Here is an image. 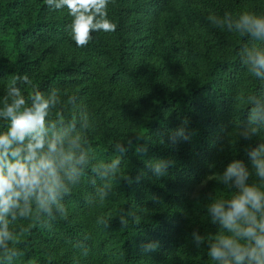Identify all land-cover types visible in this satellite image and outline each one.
I'll use <instances>...</instances> for the list:
<instances>
[{
  "label": "trees",
  "instance_id": "16d2710c",
  "mask_svg": "<svg viewBox=\"0 0 264 264\" xmlns=\"http://www.w3.org/2000/svg\"><path fill=\"white\" fill-rule=\"evenodd\" d=\"M174 1L111 0L109 17L116 31L93 33L94 39L77 47L68 34L67 9L51 10L45 0H0V102L10 80L25 72L36 88L58 89L64 99L75 96L85 109L96 94L126 119L122 127L103 118L102 112L100 123L91 117L87 138L97 160L115 158L113 145L138 135L148 145L146 158L175 161L170 175L160 182L129 183V176L135 181L142 169L147 171L143 158L130 152L119 178L113 180L112 194L96 207L87 204L92 186L90 177H84L65 199L67 219L56 220L51 228L35 216L18 222L15 247L20 255L13 264H209L206 249L196 248L190 233L193 227L204 232L215 231V226L207 223L204 201L196 202L193 193L209 174V163L222 168L230 150L235 153L237 146L242 147L234 119L236 113L246 112L247 105L239 98L264 91V81L252 77L240 63L239 50L251 43L247 36L207 23L197 41L185 44L176 38L164 21L165 9ZM230 1L201 0L219 16L264 14V0ZM163 25L170 31L166 38ZM61 47L75 55L60 53ZM155 57H161L160 63L148 66ZM94 69L109 88H93ZM30 91L26 86L25 94ZM119 91L129 95L127 105L119 101ZM183 121L193 133L191 141L168 147V130ZM222 145L225 152L218 154ZM213 190L229 194L215 181L199 188L201 197ZM129 208L143 214L122 227L119 216ZM99 216L109 227L97 224ZM146 240L159 241L158 249L145 254L141 245Z\"/></svg>",
  "mask_w": 264,
  "mask_h": 264
},
{
  "label": "clouds",
  "instance_id": "9594fccd",
  "mask_svg": "<svg viewBox=\"0 0 264 264\" xmlns=\"http://www.w3.org/2000/svg\"><path fill=\"white\" fill-rule=\"evenodd\" d=\"M45 3L51 10L67 9L71 17L68 34L77 47L94 39L93 33L116 31L117 25L109 17L111 0ZM206 19L217 29L249 38L251 43L239 50L240 63L252 77L264 81V14L226 12L223 16L209 14ZM26 86L32 88L27 95ZM5 92L0 102V264H13L20 255L15 247L18 222L35 216L51 228L56 220L67 219L65 199L84 177H90L92 186L87 204L96 207L112 194L113 180L119 178L123 159L130 152L143 158L147 171L142 169L135 181L129 176V183L142 179L160 182L175 165L166 157L146 158L148 145L138 135L117 141L115 158L97 160L87 138L91 127L88 111L75 96L64 99L58 89L36 88L27 72L17 73ZM239 99L247 105L246 112L236 113L234 119L242 147L237 146L235 153L230 150L222 168L209 163V174L193 193L196 202L204 201L207 223L215 226V231L204 232L193 227L190 233L196 248L206 249L209 264H264V91ZM192 135L188 122L183 121L168 130L167 146L177 148L190 142ZM224 152L222 145L218 154ZM208 181H215L229 194L217 195L214 189L201 197L199 188ZM142 214V210H122L120 224L127 227ZM96 222L109 227L103 216ZM141 247L145 254L151 253L158 249L159 241L146 240Z\"/></svg>",
  "mask_w": 264,
  "mask_h": 264
},
{
  "label": "rangeland",
  "instance_id": "374dc122",
  "mask_svg": "<svg viewBox=\"0 0 264 264\" xmlns=\"http://www.w3.org/2000/svg\"><path fill=\"white\" fill-rule=\"evenodd\" d=\"M222 3L228 4L231 3V1L222 0ZM185 7L190 8L193 12L184 9ZM209 14L218 15V12L214 11V9L208 8L201 2V0H176L172 5L165 9L164 21L165 23H169V25L172 27V31L175 34V37L178 38L182 43L187 44L190 40H198L197 33H204L206 24L209 23L206 19ZM169 33L170 31L165 29V25H163L162 35L166 38ZM59 51L60 53H66L69 58H72L75 55L74 51L68 47H61ZM160 61L161 57H155L149 61L148 66H153L157 63L159 64ZM93 75L94 76L92 78L98 83H96L93 88H109L106 83V86L103 85L104 83L102 79V73L98 69H94ZM96 96L97 95L94 94L90 101L86 104V110L90 114V117L99 122L100 116L103 113V118H105L106 120H113V122L118 123L120 126H125L126 119L123 117V115L110 110L105 105V103L97 99ZM117 97L119 101L124 102L126 105L127 103H129V95L127 93L119 91Z\"/></svg>",
  "mask_w": 264,
  "mask_h": 264
}]
</instances>
